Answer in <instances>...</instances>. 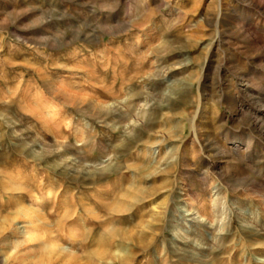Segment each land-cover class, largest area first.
Wrapping results in <instances>:
<instances>
[{"label": "rangeland", "instance_id": "1", "mask_svg": "<svg viewBox=\"0 0 264 264\" xmlns=\"http://www.w3.org/2000/svg\"><path fill=\"white\" fill-rule=\"evenodd\" d=\"M0 264H264V0H0Z\"/></svg>", "mask_w": 264, "mask_h": 264}, {"label": "bare ground", "instance_id": "2", "mask_svg": "<svg viewBox=\"0 0 264 264\" xmlns=\"http://www.w3.org/2000/svg\"><path fill=\"white\" fill-rule=\"evenodd\" d=\"M50 198H51V194H50V191L48 190V192H47V196H46V200H47V199H50ZM49 203H51V202H49V201H45V202L42 203V205H47V204H49Z\"/></svg>", "mask_w": 264, "mask_h": 264}]
</instances>
